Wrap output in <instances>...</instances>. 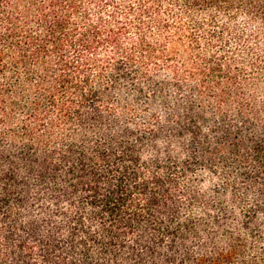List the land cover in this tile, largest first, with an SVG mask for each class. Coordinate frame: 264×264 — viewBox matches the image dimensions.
Listing matches in <instances>:
<instances>
[{
    "label": "trees",
    "instance_id": "1",
    "mask_svg": "<svg viewBox=\"0 0 264 264\" xmlns=\"http://www.w3.org/2000/svg\"><path fill=\"white\" fill-rule=\"evenodd\" d=\"M263 87L264 0H0V264H264Z\"/></svg>",
    "mask_w": 264,
    "mask_h": 264
},
{
    "label": "rangeland",
    "instance_id": "2",
    "mask_svg": "<svg viewBox=\"0 0 264 264\" xmlns=\"http://www.w3.org/2000/svg\"><path fill=\"white\" fill-rule=\"evenodd\" d=\"M160 84H161L160 82H152L151 85H143L142 86L143 94L138 97L139 103L136 106V108H139V110H144V105H145L146 109H147V103L148 102L145 104V97L150 96L152 93V90L159 92V93H157L158 96H160V95H166V96L171 95L172 99H174L175 97H178L180 95L179 92H177L175 90H171L170 88H160L159 87ZM129 91L131 92V90H129ZM257 97H258V100H262V99L264 100V94L261 92H257ZM153 102L158 107L156 113H158L160 116H162V112H163V110L161 109V103L162 102L160 101L159 98H156ZM138 118H141V117H138Z\"/></svg>",
    "mask_w": 264,
    "mask_h": 264
}]
</instances>
